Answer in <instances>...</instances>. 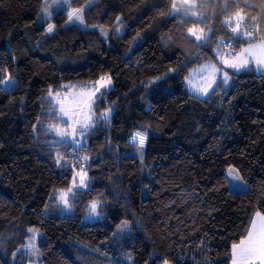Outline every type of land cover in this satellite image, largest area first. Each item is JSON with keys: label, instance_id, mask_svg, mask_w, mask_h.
Segmentation results:
<instances>
[{"label": "trees", "instance_id": "obj_1", "mask_svg": "<svg viewBox=\"0 0 264 264\" xmlns=\"http://www.w3.org/2000/svg\"><path fill=\"white\" fill-rule=\"evenodd\" d=\"M245 2L230 0L228 13L217 6L211 40L198 48L188 38L191 23L167 15L171 0H96L85 9V22L109 29L107 40L66 24L63 11L51 20L54 33H45L48 22L37 20L42 0H0V79L9 74L18 82L11 93H0V264H29L22 247L28 228L41 233V264H108L119 250L113 233L121 220L132 225L123 250L132 251L136 264H230L233 240L264 207V76L240 73L226 93L207 99L190 98L184 77L200 64L217 63V37L231 38L221 20ZM247 3L257 5L245 9L251 23L259 0ZM117 16L123 25L118 39ZM103 72L113 84L96 111L115 102L112 125L87 136L81 154L90 157L91 183L76 192L74 214H62L50 193L71 183L72 148L68 166L58 167L56 150L65 149L45 134L53 122L47 90L91 82ZM163 74L167 79L144 87ZM161 86L167 91H150ZM145 127L144 173L126 151L135 147L131 133ZM229 165L239 170L246 192L229 191ZM92 199L104 203L105 219H82Z\"/></svg>", "mask_w": 264, "mask_h": 264}, {"label": "snow or ice", "instance_id": "obj_2", "mask_svg": "<svg viewBox=\"0 0 264 264\" xmlns=\"http://www.w3.org/2000/svg\"><path fill=\"white\" fill-rule=\"evenodd\" d=\"M96 0H87L86 5L79 8L71 7V0H45L41 13L46 21L47 27L45 33H54L55 25L51 19L55 12L63 11L67 8L66 24L71 26L89 27L85 22L84 11L95 5ZM230 0H171L169 17H178L181 23L190 22L191 26L187 28L188 38H195L197 47H204L209 44L213 35V23L217 6L221 11L228 13ZM55 9V12L52 9ZM257 5H249L247 0L244 6L237 5L230 14L223 16L221 23L230 33L231 38L225 39L223 36L217 37L216 46L213 51L216 54V60L219 63L205 62L196 71L199 72L201 80L195 82L191 75L184 77L189 86L190 98L196 97L207 99L212 95H222L232 87L231 81L234 76L243 73L255 71L264 76V29L261 28V19L264 18V0H259L258 11L256 15L251 16V23L248 22L249 11L256 10ZM211 9V13L209 10ZM163 14V13H162ZM203 25V26H202ZM99 27L100 34L107 38L109 32L103 25H94ZM114 35L118 39L123 35L122 21L119 16L116 18ZM140 36L133 38V41ZM237 41H242L239 49L236 48ZM223 53V54H222ZM222 65V67H221ZM231 70V74L230 71ZM6 71V70H5ZM174 69H169V72ZM222 77V78H221ZM167 79V75L157 76L144 84L147 89L149 85H155L157 81ZM17 80L6 74L0 79V93H11L17 87ZM113 84L112 75L108 72L101 73L97 79L82 84H62L59 90L49 86L46 99L50 105L49 115L53 122L45 129V134H54L52 143L57 146H63L65 151L62 153L57 148L55 153V163L58 167H67V149L72 148L71 168L72 179L67 189H57L54 193L56 207L63 212L70 211L73 207L75 194L81 189H88L91 180L88 176L87 167L90 164V157L87 154H81L85 148L87 136L91 135L98 127L102 125L111 127L112 118L116 111L115 102L105 107L99 114L94 111L96 101L104 95L103 90L110 89ZM161 93L167 91L164 87L154 89ZM99 94V95H98ZM50 98V99H49ZM143 98V97H142ZM147 110H152V105H147ZM36 125H33L35 130ZM79 137V138H78ZM147 128L133 131L129 138V143L136 148V155L143 165L145 146L148 140ZM109 150L111 149V140L108 141ZM120 158L119 153H115ZM63 174V173H62ZM224 183L230 192L240 194L247 191V185L243 180L239 170L229 165ZM147 187V185L145 186ZM62 206V207H61ZM47 208L48 205L46 204ZM104 203L98 199L89 201L87 218L105 219ZM31 235L27 237V242L22 246L27 254L29 264H41L43 252L36 244L38 229L28 228ZM132 231V225L127 220H121L116 226V232L113 233V239L119 250L117 256L120 259L110 258L108 264H136L132 251H125L123 241L129 238ZM19 251V249L17 250ZM13 257L17 252H13ZM101 255H106L101 253ZM147 264V262H146ZM163 264H170L167 259ZM230 264H264V207L257 208L252 214L245 234L239 240H233L230 249Z\"/></svg>", "mask_w": 264, "mask_h": 264}, {"label": "rangeland", "instance_id": "obj_3", "mask_svg": "<svg viewBox=\"0 0 264 264\" xmlns=\"http://www.w3.org/2000/svg\"><path fill=\"white\" fill-rule=\"evenodd\" d=\"M44 2H45V0H42V3H41V6H40V10H39V12H38V15H37V20L38 21H46V20H44L43 18H42V13H41V9H42V6H43V4H44ZM48 2L50 3L51 2V0H48ZM71 2H72V0H71ZM87 3V2H86ZM86 3L84 4V5H86ZM71 7L72 8H79V7H73L72 5H71ZM52 11H54L55 12V9L53 8L52 9ZM61 12V11H60ZM63 12H65L66 14H67V8H65L64 10H63ZM59 12H55V14H54V16L52 17V19L55 17V15H57ZM51 19V20H52ZM46 22H48V21H46ZM51 22V21H50ZM92 26H94V25H91V26H89V27H87L88 29H93V30H96V31H98L99 33H100V29H99V27H92ZM47 27V26H46ZM81 27H83V28H85L84 26H81ZM122 28H123V25H122ZM108 32H109V29H107V28H105ZM101 35V34H100ZM102 36V35H101ZM105 40H107L108 39V37L107 38H105L104 36H102ZM223 54V53H222ZM210 63V62H209ZM217 63H219L218 61H217ZM204 64V63H203ZM202 64H200V65H198V66H196V67H194L193 69H191L190 70V72H189V75H191L192 76V78H193V80L195 81V82H197V83H199L200 82V80H201V77H200V74H199V72H197L196 70L201 66ZM221 67H222V65H221ZM256 73V72H255ZM222 78V77H221ZM186 87H187V90L189 91V86L186 84ZM60 88H58V89H56V90H59ZM108 90V89H107ZM154 90V88L152 87L151 88V90L150 91H153ZM96 103H97V101H96ZM96 107H97V104L95 105V108H94V111L98 114V112L96 111ZM50 136H52L53 138H54V134H49ZM79 138V137H78ZM126 154H131V155H134L139 161H140V159H139V157L136 155V148L135 147H130V148H128L127 149V151H126ZM144 156H145V153H144ZM140 163H141V161H140ZM232 166V165H231ZM228 167L229 166H227L226 168H225V170H224V173L226 174V171H227V169H228ZM232 167H234V166H232ZM145 165H144V161H143V165H142V170H143V172L145 173ZM235 168V167H234ZM245 182V181H244ZM246 183V182H245ZM246 185H247V183H246ZM247 189H248V185H247ZM147 196V188H145V187H143V189H142V198H144V197H146ZM62 207V206H61ZM61 211V210H60ZM61 213L62 214H67V215H72V214H74V210L73 209H71L70 211H68V210H65V211H61ZM87 216H88V213H87V211L83 214V220H85V221H94V220H97V219H90V218H87ZM31 234L29 233V236H30ZM41 237V233L38 231V235H37V238H36V244H37V242H38V239ZM125 251H131V250H125ZM117 259H120V257H118L117 256V252H116V256H115ZM126 262V261H125ZM159 264H163L162 262L161 263H159Z\"/></svg>", "mask_w": 264, "mask_h": 264}]
</instances>
